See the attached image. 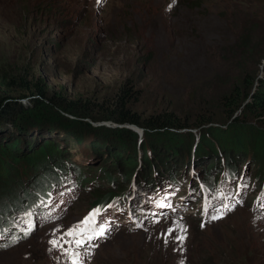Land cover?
<instances>
[{"label":"rangeland","instance_id":"obj_1","mask_svg":"<svg viewBox=\"0 0 264 264\" xmlns=\"http://www.w3.org/2000/svg\"><path fill=\"white\" fill-rule=\"evenodd\" d=\"M49 1L0 0V67L28 64L43 76L51 94L101 103H112L135 71L140 93L129 107L143 119L156 118L161 102V109L178 111L185 127L170 131L183 143L156 144L157 130L132 124H93L134 133L136 165L129 174L118 168V177L107 166L98 174L84 171L80 182L89 181L80 185L72 176L51 178L47 169L42 176L23 161L5 163L10 169L8 179L0 176V264H62L73 252L79 254L78 264H180L185 255L213 264H264V165L235 150L225 154L237 158L238 167H225L222 151L213 155L202 146L208 129L225 131L230 120L192 124L209 100L202 93L205 85L222 86L223 67L213 69L201 53L186 55L199 49L188 35L175 34L169 43L154 33L146 38L155 47L152 61L141 73L137 58L146 52L139 51L149 49L129 35L141 23L135 14L118 13L137 0H93L90 20L70 32L52 25L47 10L60 4ZM117 14L125 15L122 22H116ZM173 16L182 23L191 19L188 12ZM17 20L23 26L16 28ZM191 23L186 34L193 31L214 51L222 44V23L214 16ZM107 25L123 32L106 40ZM58 43L64 44L59 51ZM166 74L174 76L163 81ZM91 161L82 160L81 167H92ZM107 173L113 181L102 179ZM86 219L90 222L82 223Z\"/></svg>","mask_w":264,"mask_h":264},{"label":"trees","instance_id":"obj_2","mask_svg":"<svg viewBox=\"0 0 264 264\" xmlns=\"http://www.w3.org/2000/svg\"><path fill=\"white\" fill-rule=\"evenodd\" d=\"M51 1L54 0L48 3ZM120 1L118 0L119 4ZM92 2L93 0H58L57 6H60L50 7L47 14L53 17L52 25L55 29L70 32L90 20ZM137 2L133 8L124 5L118 12L122 10L138 16L141 26H134V33L129 35L137 41H142V46L149 49L139 51L146 54L137 58L136 71L143 73L151 64L155 47L146 40L153 39L151 34L163 35L169 43V37L175 34L188 35L192 47L195 45L199 49L186 55H193L195 58L201 53L213 69L217 67L220 70L219 66H222L224 70L222 81L218 79L223 82L221 87L214 90L212 86L215 84H211L212 82L205 85L202 93L209 100L192 124L205 125L217 120L231 121L225 131L208 129L207 136L201 139L202 146L213 152V155L218 151L225 154L237 150L238 154L251 156L256 162L264 165V0ZM177 12H188L191 19L182 23L181 17L176 20L173 16ZM206 16H214L222 23L220 35L223 40L221 39L222 44H219L215 51L203 45L193 31L186 34L192 29L191 22L195 18L201 20ZM114 18L117 23L118 20L122 22L125 15L123 19L119 14ZM128 22L133 23L131 19H128ZM22 23L17 20L16 28L23 26ZM104 30L106 40L110 41L116 34L123 32L110 25ZM128 31L129 29L124 31L125 36ZM147 32L150 33L149 36ZM228 35L233 37L231 42L224 39ZM62 45L64 44H56V50H61L64 47ZM186 55H183L185 62L188 60ZM19 67H0V176H4V179H8L7 170L10 169L5 163L10 164V161H23L28 168L41 171L42 176L47 173L46 169L50 171L51 178L72 176L79 185L89 181V177H86V180L80 182L84 171L98 174L99 171L104 172L103 168L107 166L117 177L118 168L123 169V172L127 170V174L133 171L136 165L137 136L124 128L93 124H132L145 130H157L156 144L167 140L171 145L178 147L183 143L172 138L174 135L171 133L172 130L185 127L183 120L178 118V111L170 110L169 106L167 109H161L165 107L161 102L158 106V112L161 113L156 118L143 119L129 107L132 97L140 93L137 87L140 80L136 79L135 71L114 94L112 103H101L98 100L67 99L61 94H51L46 80L40 73L28 64H21ZM166 76H170L171 80L174 74H166L163 81H167ZM211 81H215V78ZM193 92L198 91L194 89ZM210 92L212 93L208 96ZM134 102L137 103V100ZM68 148H72V153L66 151ZM199 156L205 157V153ZM84 159L92 160L94 165L81 167V161ZM225 159V167H238L237 158L225 154ZM106 176L108 173L103 174L102 179L108 182L114 180V176L109 177L111 181ZM229 234L233 233L230 231ZM218 246L215 245L216 248H219ZM218 250L217 256H221L222 251ZM188 257L190 256L185 255L178 262L213 264L204 257H196L193 261Z\"/></svg>","mask_w":264,"mask_h":264},{"label":"bare ground","instance_id":"obj_3","mask_svg":"<svg viewBox=\"0 0 264 264\" xmlns=\"http://www.w3.org/2000/svg\"><path fill=\"white\" fill-rule=\"evenodd\" d=\"M64 258H66V261L63 262L62 264H73V262H75V264H78L77 260L79 259V254L76 252H73L72 254H70V256L64 257ZM64 258H62V259H64ZM60 263H61V261H60Z\"/></svg>","mask_w":264,"mask_h":264},{"label":"snow or ice","instance_id":"obj_4","mask_svg":"<svg viewBox=\"0 0 264 264\" xmlns=\"http://www.w3.org/2000/svg\"><path fill=\"white\" fill-rule=\"evenodd\" d=\"M89 222H90V221H89L88 219H86V220H85L84 222H82V223L87 224V223H89ZM77 231H79V228L74 229L73 231H70L68 234H69V235H73L74 232H77ZM100 232H101V234H103L104 229H101ZM180 239H183V237H181ZM76 244L79 245V244H80V241L77 240V241H76ZM73 264H75V262H73Z\"/></svg>","mask_w":264,"mask_h":264}]
</instances>
